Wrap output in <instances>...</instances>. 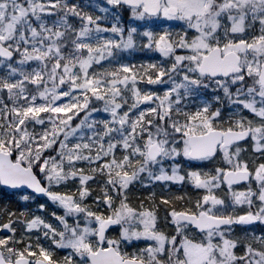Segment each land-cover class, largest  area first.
Wrapping results in <instances>:
<instances>
[{"label": "snow or ice", "instance_id": "6c2138e0", "mask_svg": "<svg viewBox=\"0 0 264 264\" xmlns=\"http://www.w3.org/2000/svg\"><path fill=\"white\" fill-rule=\"evenodd\" d=\"M0 264H264V0H0Z\"/></svg>", "mask_w": 264, "mask_h": 264}]
</instances>
